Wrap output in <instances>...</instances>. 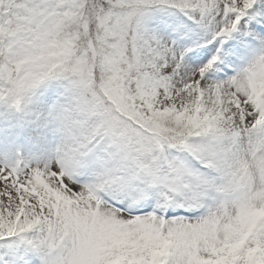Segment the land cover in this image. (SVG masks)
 I'll return each instance as SVG.
<instances>
[{
  "label": "snow or ice",
  "instance_id": "obj_1",
  "mask_svg": "<svg viewBox=\"0 0 264 264\" xmlns=\"http://www.w3.org/2000/svg\"><path fill=\"white\" fill-rule=\"evenodd\" d=\"M51 85L0 264H264V0H0V100Z\"/></svg>",
  "mask_w": 264,
  "mask_h": 264
},
{
  "label": "rangeland",
  "instance_id": "obj_2",
  "mask_svg": "<svg viewBox=\"0 0 264 264\" xmlns=\"http://www.w3.org/2000/svg\"><path fill=\"white\" fill-rule=\"evenodd\" d=\"M55 98V85L42 87L31 96L27 113L18 111L8 102L0 100V161L12 162L17 154L23 161L32 165L46 160L42 158L46 149L41 138L46 135L59 137V133L52 118L49 123H55L54 125L48 126L49 123H45L41 126L40 122L49 117ZM44 128L47 129L45 135L42 133Z\"/></svg>",
  "mask_w": 264,
  "mask_h": 264
},
{
  "label": "bare ground",
  "instance_id": "obj_3",
  "mask_svg": "<svg viewBox=\"0 0 264 264\" xmlns=\"http://www.w3.org/2000/svg\"><path fill=\"white\" fill-rule=\"evenodd\" d=\"M50 119H51L50 116L47 119H45V120L43 118V121L40 122L41 126H44L45 123L48 124ZM51 123L52 122H50L48 124V126L55 124V123H52V124ZM42 133H43V135L47 134V129L44 128ZM59 139H60V137H58V136H55V137L54 136H49L48 137V135H46L45 139L42 141V143H43L42 145H43L44 149H46L45 155H44V159H48L49 156H51L54 153L55 148H56L57 144L59 143Z\"/></svg>",
  "mask_w": 264,
  "mask_h": 264
}]
</instances>
